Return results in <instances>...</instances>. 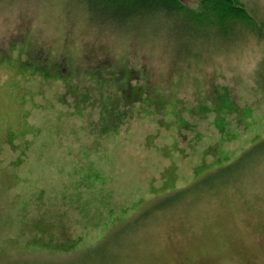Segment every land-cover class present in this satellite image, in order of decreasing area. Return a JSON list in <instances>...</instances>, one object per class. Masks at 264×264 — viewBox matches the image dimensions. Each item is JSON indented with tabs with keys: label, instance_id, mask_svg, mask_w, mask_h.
Listing matches in <instances>:
<instances>
[{
	"label": "rangeland",
	"instance_id": "1",
	"mask_svg": "<svg viewBox=\"0 0 264 264\" xmlns=\"http://www.w3.org/2000/svg\"><path fill=\"white\" fill-rule=\"evenodd\" d=\"M239 1L176 52L0 0V264H264V0Z\"/></svg>",
	"mask_w": 264,
	"mask_h": 264
},
{
	"label": "trees",
	"instance_id": "2",
	"mask_svg": "<svg viewBox=\"0 0 264 264\" xmlns=\"http://www.w3.org/2000/svg\"><path fill=\"white\" fill-rule=\"evenodd\" d=\"M77 1L87 20L102 35H124L127 41H136L147 33L161 30L159 33L172 41L171 50L179 48L176 52L183 51L182 46H190L207 33H220L237 24L238 19L240 22L248 17L239 0H192L190 4L181 0ZM106 57L101 59L105 66L109 63ZM99 64L100 60L94 67ZM124 69L129 73V69ZM127 76L129 82L138 78L134 72Z\"/></svg>",
	"mask_w": 264,
	"mask_h": 264
}]
</instances>
